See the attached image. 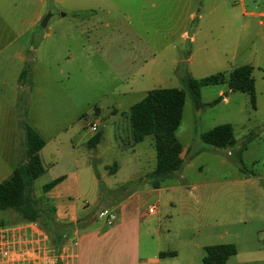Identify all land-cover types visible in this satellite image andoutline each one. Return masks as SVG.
Returning a JSON list of instances; mask_svg holds the SVG:
<instances>
[{"label": "rangeland", "instance_id": "1", "mask_svg": "<svg viewBox=\"0 0 264 264\" xmlns=\"http://www.w3.org/2000/svg\"><path fill=\"white\" fill-rule=\"evenodd\" d=\"M14 1L15 9L10 2L0 8L6 19L0 23V157L14 148L16 162L24 160L20 120L45 140L59 131L89 136V123L98 121L103 138L95 147L96 157L91 158L96 178L104 164L108 171L114 164L121 166L117 175H108L100 184L107 197V184L138 177L155 165L151 137L137 144L134 153L121 150L130 143V107L151 90L181 89L185 105L175 136L186 148L184 162L167 186H178L173 204L170 207L167 202L168 190L158 203L161 221L154 216L151 229L159 230L165 252L176 253L169 258L173 264H203L204 248L220 244H233L237 250L224 264H264V223L256 218L264 212V201L256 190L261 185L264 188V130L259 128L263 115L251 107L247 94L231 93L225 85L200 88L201 106L196 108L182 82L188 74L204 78L246 64L252 44L248 42L232 60L235 43L220 27L196 36L193 43L177 35L155 34L166 20L167 10L162 7L143 19L147 22L144 30L150 31L146 33L135 25L136 11L128 0H44L41 10L38 0ZM190 4L193 12L201 14L202 23L211 24L224 16L221 9L208 15L206 1L190 0ZM98 6L103 9L83 22L74 16L85 9L98 10ZM245 10L264 11L249 6ZM39 11L41 16L32 25ZM47 15L51 17L41 28ZM26 66L29 71L21 83L19 75ZM254 75L259 83L258 74ZM220 91L228 94L226 103V97L218 95ZM221 124L232 125L236 146L214 149L201 141L203 133ZM3 163L0 161V175L6 172ZM243 166L256 178L241 181ZM47 179L44 176L34 182L36 198L43 196L41 188ZM120 190L111 192L112 196L127 194ZM148 204L154 201L147 200L144 207ZM10 219L15 217L0 212V220ZM248 254L259 261L245 262Z\"/></svg>", "mask_w": 264, "mask_h": 264}, {"label": "crops", "instance_id": "2", "mask_svg": "<svg viewBox=\"0 0 264 264\" xmlns=\"http://www.w3.org/2000/svg\"><path fill=\"white\" fill-rule=\"evenodd\" d=\"M128 1L131 8L136 11L135 25L141 27V30L146 33L150 31L144 30L147 22L143 19L147 17L150 11L162 7L167 10L164 15L166 20L161 24L163 27L154 31L156 32L155 34L177 35L180 40H188L193 43L196 36H204L210 33L212 28L220 27L227 37L232 36L231 39L235 43L230 52L232 60L237 57V52L246 48V44L250 42L252 46L248 48V53H246L245 57L246 64L243 65H251L253 67L254 109L255 112L263 115L261 117L262 124L259 128L264 130V11L247 12L245 10L247 6L252 9H264V0H234L232 2L231 0H202L203 2L206 1L208 15L220 9L224 11L222 19L213 20L211 24L208 21L202 23L201 14L193 12L190 0ZM38 2L41 3L39 9L41 10L44 0H38ZM0 4L1 9H3L2 7L5 4H8L12 10L16 8L14 0H7L5 3L4 0H0ZM96 9L98 10L85 9L75 12L74 16H76L77 20L83 22L87 20L86 18L92 12L96 13L103 8L98 6ZM82 13L85 14L82 15ZM40 16L39 11L32 21V25L38 21ZM240 16L248 17V19L243 20ZM5 20L0 14V23H5ZM139 38H144V36ZM242 42H245L244 45ZM255 72L258 74L259 83L255 78ZM198 79L200 78L198 77ZM222 85L227 86L226 84ZM228 91L231 92L230 90ZM218 95L226 97L223 99L225 103L228 101L227 93L223 95L222 91H220ZM115 114H118V110ZM36 133L44 140V146L38 152L44 173L38 178L46 176L48 179L45 184L60 179L48 192H42L43 196L39 197V199L42 203L47 202L54 207V219L57 223L73 226V229L65 237L64 244L59 249L53 247L50 237L38 225L34 226L32 231L34 233L33 238L36 244L42 246V250L38 254L39 260L36 264H173L169 258L175 257L176 253L173 251L165 252V248L160 244L162 237L159 230L151 229L154 216H157V222L161 221V210L158 203H160L162 196L166 197L168 190H170L171 194L167 196V202L170 207L173 204L172 201L178 186L167 187L173 179L169 183H163L159 188H152L144 180V176L155 168V165H151L148 170L138 177L125 178L119 184H114V186L110 183L107 184L105 189L108 191V196L105 197L100 190V184H104V180H106L108 175L109 177L117 175L121 170V166L118 167L116 165L115 169L108 171V165L104 164L102 166L104 171L99 178H96L92 170L91 158L96 157L95 147L101 142L103 131L101 139L93 148V151L88 148V140L93 134L87 136V133L79 134L78 131H59L52 134L50 140H45L40 133L37 131ZM129 139L128 148L123 146L121 150L134 153L135 146L139 143L134 144L132 142L130 128ZM152 149L154 151L153 139ZM185 149L182 146V158ZM16 156L14 148H10L8 152L0 157V161L4 162V170L6 171L1 174L3 177L0 179V183L11 175L14 166L17 164ZM153 157H155V151L152 159ZM241 176V181L243 182L256 178L254 173L253 175L242 174ZM127 183H131L129 187L134 186V188L129 189L127 187L123 189L127 194L121 198L112 196L111 192L117 193V190ZM261 186H258L256 190L260 193L258 195L261 198L260 201H264V188ZM147 200H153L154 204H148L145 208L144 204ZM106 204L110 205L108 209L116 217L115 222L111 226H106L102 220L97 218L98 211ZM150 206L154 207L152 214L147 213ZM150 217L152 219L145 225V221ZM256 218L260 223H264V212L257 213ZM79 223L82 224L81 228L78 227ZM248 258L245 262L255 263L259 261L253 254H248Z\"/></svg>", "mask_w": 264, "mask_h": 264}, {"label": "trees", "instance_id": "3", "mask_svg": "<svg viewBox=\"0 0 264 264\" xmlns=\"http://www.w3.org/2000/svg\"><path fill=\"white\" fill-rule=\"evenodd\" d=\"M85 13H82V15ZM79 15V14H78ZM29 66L22 69L19 82H23L28 74ZM253 67L243 65L230 72H220L204 78L194 79L189 74L182 78L196 108H200V88L226 84L231 92L247 94L252 108H255ZM216 102V101H215ZM22 105V103H21ZM185 105V92L177 88H162L151 90L128 112L130 137L134 144L142 142L151 136L155 151V168L144 176V180L152 188H159L163 183H169L183 165L181 157L182 145L177 140L175 132L180 125L182 111ZM23 110V105L20 107ZM26 111H24L25 113ZM20 129L24 136V160L18 162L11 175L0 183V212L13 215L14 220H4L1 225L17 224L22 222L36 223L49 237L51 244L59 249L65 242L72 225L57 223L54 219L55 209L49 203H42L33 192V184L44 173L38 152L44 146V140L23 120H20ZM102 130H98L88 140V148L93 149L100 141ZM249 135L245 143L248 142ZM201 141L214 149L234 147L237 141L230 124H221L206 131L200 137ZM245 144L242 143V151ZM116 164L113 165V169ZM240 170L243 175H253L243 166ZM60 179H56L42 186V192H48ZM131 183L120 187L126 189ZM82 227V224H78ZM203 264H224L226 260L236 254L231 244L214 245L205 248ZM163 255V254H162Z\"/></svg>", "mask_w": 264, "mask_h": 264}, {"label": "built area", "instance_id": "4", "mask_svg": "<svg viewBox=\"0 0 264 264\" xmlns=\"http://www.w3.org/2000/svg\"><path fill=\"white\" fill-rule=\"evenodd\" d=\"M89 131L95 134L99 128V122L89 123ZM154 207L150 206L148 214H152ZM97 218L106 226L115 222V214L110 209H100ZM36 223L22 222L0 226V264H36L38 254L42 246L35 243L32 232Z\"/></svg>", "mask_w": 264, "mask_h": 264}, {"label": "water", "instance_id": "5", "mask_svg": "<svg viewBox=\"0 0 264 264\" xmlns=\"http://www.w3.org/2000/svg\"><path fill=\"white\" fill-rule=\"evenodd\" d=\"M64 16V15H63ZM51 17V15H47L44 19H42V21L40 22V27L41 28H45L46 25H47V21L48 19ZM110 205L106 204V205H103L100 209H106V208H109ZM98 214V213H97Z\"/></svg>", "mask_w": 264, "mask_h": 264}]
</instances>
